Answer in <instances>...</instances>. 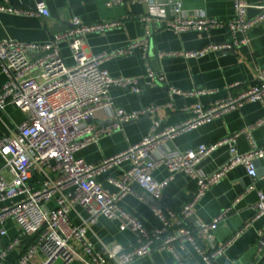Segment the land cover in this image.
<instances>
[{
	"label": "built area",
	"instance_id": "obj_1",
	"mask_svg": "<svg viewBox=\"0 0 264 264\" xmlns=\"http://www.w3.org/2000/svg\"><path fill=\"white\" fill-rule=\"evenodd\" d=\"M122 1L109 0L107 4L112 6ZM147 3V11L140 16L146 25L142 38L94 55H89L84 49V36L120 26V19L85 21L75 15L66 29L42 42L0 39V66L8 76L0 86V113L9 103L24 113L20 123L0 135V239L8 233L9 218L18 227L17 234L0 247L1 264L13 248L19 251V256L8 264H33L37 254L42 257L40 264H128L150 254L156 239H161V247L169 250L179 264H186L181 252L187 242L194 245L207 264H217L216 259L236 239L238 233L212 245L198 239L200 235L212 239L220 220L227 216L231 207L211 220H202L194 225H190L188 220L209 187L237 164L246 166L253 177L248 189H255L256 160L264 157V145L254 143L250 149L239 151L235 142L240 133L250 132L262 124L264 117L219 142L200 143L185 150L170 147L168 143L177 134L238 109L246 101L264 100V66L258 70L256 85L212 103L197 102L191 107L192 115L177 124L164 125L155 118L140 141L99 162H88L77 155L85 146L121 129L125 122L154 113L160 107L174 106L173 100L133 110L115 106L110 95L112 85L140 93L155 80H165V75L150 65L146 78L116 76L102 66L104 59L131 54L138 46L144 48L147 57L151 34L162 27L181 32L226 26L228 38L222 42H209L198 49L160 50V56L195 57L223 52L245 42L248 30L264 20V3L256 5L260 13L249 17L251 4L247 0H233L235 12L228 19L208 15L203 10L189 13L183 0H147ZM0 11L38 16L50 14L43 1L29 6L3 3ZM63 41L69 42L75 58L73 66L67 65L61 54ZM170 90L174 95L184 96L212 91L175 86ZM105 115L112 117L113 121L99 123V118ZM222 143L231 146L230 159L212 172H203L199 163ZM125 163L127 165L122 167ZM162 165L170 174L164 179H156L154 170ZM114 167L122 168L119 175H108V181L115 186L111 189L99 176ZM179 171L196 179L197 189L180 208H174L162 197L165 186ZM128 193L146 202L162 224L149 229L138 216L123 207L120 200ZM77 205L89 211V216L81 223H75L70 215ZM99 215L118 219L121 230H133L135 242L130 246L114 242L103 249L97 248L87 232ZM260 216H264L262 190H258L253 219ZM31 235H35L34 241L23 248L24 240ZM263 252L264 230H261L257 252L249 264H264Z\"/></svg>",
	"mask_w": 264,
	"mask_h": 264
},
{
	"label": "crops",
	"instance_id": "obj_2",
	"mask_svg": "<svg viewBox=\"0 0 264 264\" xmlns=\"http://www.w3.org/2000/svg\"><path fill=\"white\" fill-rule=\"evenodd\" d=\"M36 1L45 2L50 14L38 16L0 11V39L42 42L66 29L70 25L72 16L75 15L85 21L120 19L122 21L120 26L104 32H90L84 36V49L89 55H94L142 38L146 31V25L140 16L147 11V0H123L112 6L107 4L109 0H0V4L29 6ZM247 1L251 4L248 8V16L255 17L260 13L256 5L263 4L264 0ZM183 5L189 13L203 10L208 15L223 19L231 18L235 12L233 0H183ZM227 38L226 26L215 27L211 30L189 29L181 32L162 27L152 32L147 57H145L144 48L138 46L131 54L104 59L102 66L116 76L146 78L150 65L165 75V80H155L146 85L140 93L112 85L110 95L115 106L133 110L151 103L163 104L170 100H173L174 106L160 107L154 113L125 122L121 129L104 135L97 142L85 146L77 152V155L88 162H99L104 157L113 155L140 141L151 128L155 118H159L164 125L177 124L192 115L191 107L197 102L212 103L221 97L236 94L256 85L258 70L264 66V20L248 30L245 42L227 51L209 52L195 57L160 56L158 54L160 50L198 49L209 42H222ZM60 50L65 63L73 66L75 58L69 42H61ZM7 77L6 72L0 66V86L7 81ZM171 86L182 89L205 88L212 89V91L190 96L174 95L170 90ZM263 117L264 100L246 101L238 109L177 134L168 145L185 150L200 143L219 142ZM23 119L22 110L13 103L7 104L5 110L0 113V135ZM111 120H113L112 117L105 115L99 118L98 122L102 124ZM254 143L264 145V121L252 128L250 132L246 130L240 133L235 147L239 151H246ZM231 155L232 150L228 143L219 144L203 158L199 163V168L203 172H212L227 162ZM126 165L127 163L122 167ZM122 167H114L108 173L101 174L99 178L107 187L115 189L107 177L109 174L119 175ZM256 168L255 189H248L253 177L248 173L246 166L237 164L228 170L218 182L209 187L196 203L194 212L188 220L190 225L202 220H211L227 207H231L227 216L220 220L212 239L204 235L198 236L201 243L212 245L238 233L232 244L216 259L217 264H249L255 257L259 231L264 230V216L253 219L258 190L264 192V157L256 160ZM153 174L156 179H164L169 176L170 171L162 165L156 168ZM196 189V179L184 172H175L173 179L163 190L162 199L174 208H180L193 196ZM120 204L138 216L149 229L162 224L152 208L135 194H126L121 198ZM70 215L75 223H81L83 218L89 216V211L77 205ZM119 223L118 219L99 215L89 226L87 236L99 249L110 246L114 242L130 246L135 242L136 234L131 229L121 230ZM7 229L8 233L0 239V247L5 246L18 232V227L12 218L7 221ZM30 239L29 236L28 240H24L23 248L34 241ZM181 254L186 264H207L191 242L186 243V248ZM18 256L17 249H10L3 264L15 261ZM41 258V255L37 254L32 261L33 264H40ZM128 264H179V262L169 250L161 247V239H156L152 244L150 254L138 257Z\"/></svg>",
	"mask_w": 264,
	"mask_h": 264
},
{
	"label": "trees",
	"instance_id": "obj_3",
	"mask_svg": "<svg viewBox=\"0 0 264 264\" xmlns=\"http://www.w3.org/2000/svg\"><path fill=\"white\" fill-rule=\"evenodd\" d=\"M30 240H33L35 238V235L30 236Z\"/></svg>",
	"mask_w": 264,
	"mask_h": 264
},
{
	"label": "water",
	"instance_id": "obj_4",
	"mask_svg": "<svg viewBox=\"0 0 264 264\" xmlns=\"http://www.w3.org/2000/svg\"><path fill=\"white\" fill-rule=\"evenodd\" d=\"M111 121H113V120H111Z\"/></svg>",
	"mask_w": 264,
	"mask_h": 264
}]
</instances>
